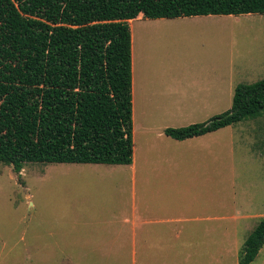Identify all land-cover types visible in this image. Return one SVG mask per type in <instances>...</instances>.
I'll use <instances>...</instances> for the list:
<instances>
[{
    "label": "trees",
    "instance_id": "trees-1",
    "mask_svg": "<svg viewBox=\"0 0 264 264\" xmlns=\"http://www.w3.org/2000/svg\"><path fill=\"white\" fill-rule=\"evenodd\" d=\"M264 14V0H0V163L130 165L129 21ZM264 115V80L234 89L228 111L166 128L183 141ZM264 245V218L238 264Z\"/></svg>",
    "mask_w": 264,
    "mask_h": 264
},
{
    "label": "rangeland",
    "instance_id": "rangeland-1",
    "mask_svg": "<svg viewBox=\"0 0 264 264\" xmlns=\"http://www.w3.org/2000/svg\"><path fill=\"white\" fill-rule=\"evenodd\" d=\"M149 29L154 33L139 35L134 48L139 75L219 78L217 115L230 109L238 85L264 80V14L207 24H151ZM225 76L228 83L224 85L220 78L225 81ZM223 87L228 90L222 94ZM147 123L156 126L158 120L153 116ZM135 139L138 150V133ZM214 139L218 141L216 160L201 156L196 163L183 162L182 169L196 179L186 177L176 197L179 206L173 207L196 218L230 217L234 211L246 214L234 228L238 249L220 260V264H236L247 236L264 218V115L224 128ZM161 147L163 142L154 143L155 149ZM109 170L127 169L28 163L16 174L0 163V264H69L71 260L36 259L35 241L77 236L81 227L74 224L89 218L90 207L123 206L124 196L107 195L96 185V173ZM251 264H264V247Z\"/></svg>",
    "mask_w": 264,
    "mask_h": 264
},
{
    "label": "crops",
    "instance_id": "crops-1",
    "mask_svg": "<svg viewBox=\"0 0 264 264\" xmlns=\"http://www.w3.org/2000/svg\"><path fill=\"white\" fill-rule=\"evenodd\" d=\"M232 17L235 16L150 20L140 14L128 22L132 163L107 165L127 170L96 173L98 190H104L107 195L124 196V205L107 204L98 210L90 207L86 210L89 218L74 224L81 227L75 237L49 243L36 240V259L71 260L69 264H220L228 252H236L239 243L234 228L242 220L239 217L246 219V214L234 211L230 217L196 218L186 217L173 207L179 206L180 199L176 197L181 194L186 177L196 179L195 174L182 169L183 162L196 163L201 156L216 160L218 141L214 136L218 131L183 141L164 135L166 128L203 123L218 114L219 78L204 75L141 77L136 67L138 55H134L139 35L147 37L154 33L149 29L151 24H207ZM225 77V81L220 78L224 85L228 83V76ZM225 90L228 87H223L222 94ZM153 116L158 120L156 126L147 123ZM137 133L142 150L136 149ZM155 142H163L164 147L155 149Z\"/></svg>",
    "mask_w": 264,
    "mask_h": 264
}]
</instances>
